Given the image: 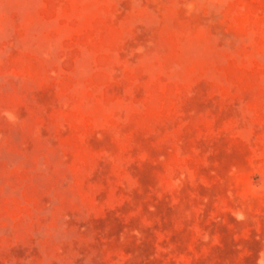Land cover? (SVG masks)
Wrapping results in <instances>:
<instances>
[{
  "label": "rangeland",
  "instance_id": "374dc122",
  "mask_svg": "<svg viewBox=\"0 0 264 264\" xmlns=\"http://www.w3.org/2000/svg\"><path fill=\"white\" fill-rule=\"evenodd\" d=\"M0 264H264V0H0Z\"/></svg>",
  "mask_w": 264,
  "mask_h": 264
}]
</instances>
